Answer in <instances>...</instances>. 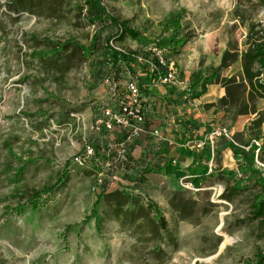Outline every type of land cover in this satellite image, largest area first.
Segmentation results:
<instances>
[{"label": "rangeland", "instance_id": "374dc122", "mask_svg": "<svg viewBox=\"0 0 264 264\" xmlns=\"http://www.w3.org/2000/svg\"><path fill=\"white\" fill-rule=\"evenodd\" d=\"M104 5L119 21H130L147 44L162 39L168 22L173 29L181 24L190 42L182 56L167 51L166 57L175 62L184 87L154 88L145 96L148 126L160 136L141 138L121 183L103 195L95 192V166L73 165L88 134L85 119L96 103L112 97L110 84L119 90L138 80L152 85L155 57L145 41L127 37L113 48L144 60L114 67L105 39L118 29L89 22L84 0H0V264L254 263L264 251V219H248L263 190L243 173L231 139L212 143L209 134L226 128L232 139L240 134L244 151L256 145L262 158L255 164L264 177V140L254 141L249 133L257 116L237 119L209 108L225 96L221 85H210L194 100L191 77L210 75L228 49L243 54L251 35L264 43V0H105ZM96 35L99 51L88 57L74 46L54 58L34 56L71 40L87 47ZM242 71L239 61L221 75ZM263 105L259 101L258 110ZM189 143L205 158L197 163L213 169L201 187L191 182L194 159L181 155ZM209 157L215 161L207 162ZM170 164L173 173L167 171ZM229 172L246 186L233 198ZM227 237L232 242L222 248Z\"/></svg>", "mask_w": 264, "mask_h": 264}, {"label": "trees", "instance_id": "16d2710c", "mask_svg": "<svg viewBox=\"0 0 264 264\" xmlns=\"http://www.w3.org/2000/svg\"><path fill=\"white\" fill-rule=\"evenodd\" d=\"M105 0H84V5L87 8V18L92 24H106L118 29L117 35L113 37H108L105 39V50L107 53L113 54L114 67H118L121 62H125L130 67H133L137 63V55L139 53H123L119 52L113 48L112 43L114 41L120 42L124 41L125 38L131 37L134 40H145V37L136 29L131 27L130 21H119L117 18L108 13L106 6L104 5ZM165 32L162 33V39L153 41L158 47L171 51L176 55H180L181 51L190 42L189 36H183L181 34L182 26L177 23L178 28H171L170 22L167 24ZM168 33V35H166ZM101 38L96 35L92 40L91 44L83 46L79 44L76 40H71L66 43H57L54 45V49L50 51H38L34 53L35 58L49 59L55 56H61L63 51L74 46L79 52H81L85 57L89 55L96 54L99 51ZM250 47L243 54L236 50L228 49L223 54L220 66L218 68H213L212 73L208 76H201L200 74H193L191 77L192 87L191 90L194 92L193 99L198 100L208 93V88L210 85L217 84L221 85L225 89V96L219 100L218 104H211L209 108L219 107L223 110H227L234 114V117L238 119V116H254L256 119L251 123L249 127V133L254 138V141L264 140V132L262 130L264 126V110H258V102L264 100V43L252 39V35L249 37ZM153 43H146V48ZM241 62L243 71L241 74L233 77H222L221 72L223 70L231 68L232 65L237 62ZM200 89L199 93L197 90ZM236 146L234 143H230V148L234 150V155L236 160L241 161L243 173L248 176V180L254 181L255 185L261 186L262 192L256 196L254 203L252 204L250 211V218L248 221H257L259 219H264V177L258 166L255 164V158L261 159L260 155H256L257 147L256 145H251L250 151L246 152L241 149V139L240 134L234 138ZM261 151L264 150L260 148ZM181 155L183 158H193V165L190 166L189 173L191 176V182L201 187L211 176L210 168L203 166L198 161L203 162L204 157L199 154L194 153L189 150H182ZM207 162L213 160L211 157L206 158ZM167 166L168 173H173L175 168ZM218 170L222 171V167L218 166ZM147 169V167L145 168ZM148 170V169H147ZM232 181L235 183L232 188L229 189L228 198H233L240 194V192L246 190L243 187L244 182L241 179H237V174L235 172L227 173ZM45 192H49L50 189H45ZM42 193L36 195V198H40ZM103 195V194H102ZM100 200V199H99ZM97 201V206H99L100 201ZM99 203V204H98ZM157 216L160 218V226L162 229H167V222L164 217L160 215L159 209L155 208ZM101 220L97 219V224H100ZM252 264H264V251H259L255 257V261Z\"/></svg>", "mask_w": 264, "mask_h": 264}, {"label": "built area", "instance_id": "2783aa9c", "mask_svg": "<svg viewBox=\"0 0 264 264\" xmlns=\"http://www.w3.org/2000/svg\"><path fill=\"white\" fill-rule=\"evenodd\" d=\"M147 53L155 57L156 63L151 64L154 83L150 86L140 83L125 85L124 89L118 84H110V94L113 102L96 103L92 115V123L87 129V137L84 136L82 151L74 157L73 165L96 168V179L93 185L95 192L107 193L108 188L114 184H120L123 174L134 165L138 143L146 136H160L158 131L150 130L148 126V103L145 100L151 94L152 89L159 87L182 88L179 81V70L174 61H168L166 49L158 47L155 43L147 47ZM137 61H143V56L137 55ZM184 89V88H183ZM81 118H78L80 121ZM84 121V120H83ZM221 138L231 139L226 128L213 130L209 134V140ZM203 145H197L202 148ZM239 146V145H238ZM193 150L191 143L184 146ZM212 172L213 169H210Z\"/></svg>", "mask_w": 264, "mask_h": 264}, {"label": "crops", "instance_id": "0c3cea01", "mask_svg": "<svg viewBox=\"0 0 264 264\" xmlns=\"http://www.w3.org/2000/svg\"><path fill=\"white\" fill-rule=\"evenodd\" d=\"M183 55V50L181 51V54L179 55V56H182ZM174 89V88H173ZM208 91H209V88H208ZM205 96V95H204ZM263 102H264V100H262ZM264 106V105H263ZM264 110V107L261 109V110H259V111H263ZM92 115H93V113H90V115H89V117H87L85 120L88 122V128L90 127V125H91V123H92ZM86 123V122H85ZM87 128V125H85V129H88ZM87 131V130H86ZM176 131H178L179 132V129H177ZM138 152V151H137Z\"/></svg>", "mask_w": 264, "mask_h": 264}, {"label": "bare ground", "instance_id": "6f19581e", "mask_svg": "<svg viewBox=\"0 0 264 264\" xmlns=\"http://www.w3.org/2000/svg\"><path fill=\"white\" fill-rule=\"evenodd\" d=\"M232 242L229 237H227V240L225 241L224 245L222 246V248H224L228 243Z\"/></svg>", "mask_w": 264, "mask_h": 264}]
</instances>
